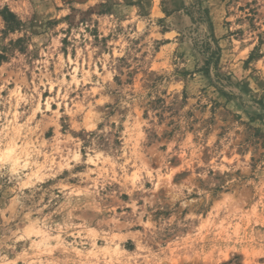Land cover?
Listing matches in <instances>:
<instances>
[{"label":"rangeland","instance_id":"1","mask_svg":"<svg viewBox=\"0 0 264 264\" xmlns=\"http://www.w3.org/2000/svg\"><path fill=\"white\" fill-rule=\"evenodd\" d=\"M0 264H264V0H0Z\"/></svg>","mask_w":264,"mask_h":264},{"label":"trees","instance_id":"2","mask_svg":"<svg viewBox=\"0 0 264 264\" xmlns=\"http://www.w3.org/2000/svg\"><path fill=\"white\" fill-rule=\"evenodd\" d=\"M3 18L7 23L13 24L12 28L14 27V25H16L18 23L16 16L9 11H7L5 13L3 12Z\"/></svg>","mask_w":264,"mask_h":264}]
</instances>
